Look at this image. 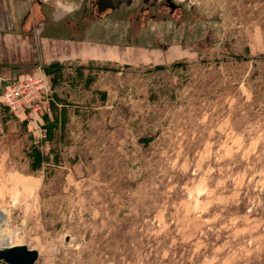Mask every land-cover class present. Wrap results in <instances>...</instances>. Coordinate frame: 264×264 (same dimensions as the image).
Masks as SVG:
<instances>
[{
    "label": "rangeland",
    "instance_id": "obj_1",
    "mask_svg": "<svg viewBox=\"0 0 264 264\" xmlns=\"http://www.w3.org/2000/svg\"><path fill=\"white\" fill-rule=\"evenodd\" d=\"M171 1L98 18L58 0L86 56L0 65V249L264 264V0ZM27 79L46 94L9 108Z\"/></svg>",
    "mask_w": 264,
    "mask_h": 264
},
{
    "label": "crops",
    "instance_id": "obj_2",
    "mask_svg": "<svg viewBox=\"0 0 264 264\" xmlns=\"http://www.w3.org/2000/svg\"><path fill=\"white\" fill-rule=\"evenodd\" d=\"M57 1L0 0V65L15 72L36 62L86 56L79 39L60 37L71 29L78 32L79 21L65 22V10L53 6Z\"/></svg>",
    "mask_w": 264,
    "mask_h": 264
},
{
    "label": "flooded vegetation",
    "instance_id": "obj_3",
    "mask_svg": "<svg viewBox=\"0 0 264 264\" xmlns=\"http://www.w3.org/2000/svg\"><path fill=\"white\" fill-rule=\"evenodd\" d=\"M132 8L138 10V14L142 15L145 13L150 14L154 10L159 13L162 9H167L170 13H174L178 6L171 0H82L81 4L83 12H89L91 16L98 18L115 14L123 9ZM150 15L152 18L156 16L155 13H151Z\"/></svg>",
    "mask_w": 264,
    "mask_h": 264
},
{
    "label": "water",
    "instance_id": "obj_4",
    "mask_svg": "<svg viewBox=\"0 0 264 264\" xmlns=\"http://www.w3.org/2000/svg\"><path fill=\"white\" fill-rule=\"evenodd\" d=\"M37 257V251L28 249L26 246L0 249V262L3 264H34Z\"/></svg>",
    "mask_w": 264,
    "mask_h": 264
},
{
    "label": "built area",
    "instance_id": "obj_5",
    "mask_svg": "<svg viewBox=\"0 0 264 264\" xmlns=\"http://www.w3.org/2000/svg\"><path fill=\"white\" fill-rule=\"evenodd\" d=\"M33 84H37L35 90L41 92L43 96L46 94L47 90L45 84L27 79L25 84H17V86L7 90L4 94V102H7V106L11 109L16 108L14 102H28L27 97H31L29 87L31 85L33 86ZM31 99L33 100V97Z\"/></svg>",
    "mask_w": 264,
    "mask_h": 264
},
{
    "label": "bare ground",
    "instance_id": "obj_6",
    "mask_svg": "<svg viewBox=\"0 0 264 264\" xmlns=\"http://www.w3.org/2000/svg\"><path fill=\"white\" fill-rule=\"evenodd\" d=\"M5 215H4V213L0 210V228H1V226H3L4 225V221H5ZM2 231H0V233H1ZM5 232V231H4ZM4 238H3V235L2 234H0V242H2V240H3ZM5 243H3L2 245H4Z\"/></svg>",
    "mask_w": 264,
    "mask_h": 264
},
{
    "label": "trees",
    "instance_id": "obj_7",
    "mask_svg": "<svg viewBox=\"0 0 264 264\" xmlns=\"http://www.w3.org/2000/svg\"><path fill=\"white\" fill-rule=\"evenodd\" d=\"M54 66H58V64H57V63H55V64H51L50 67H44L43 70H44L45 72H48V70H49L51 67H54Z\"/></svg>",
    "mask_w": 264,
    "mask_h": 264
}]
</instances>
